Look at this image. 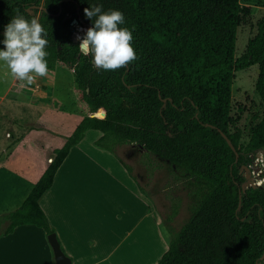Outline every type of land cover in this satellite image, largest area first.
I'll use <instances>...</instances> for the list:
<instances>
[{"label":"trees","instance_id":"16d2710c","mask_svg":"<svg viewBox=\"0 0 264 264\" xmlns=\"http://www.w3.org/2000/svg\"><path fill=\"white\" fill-rule=\"evenodd\" d=\"M95 3L121 10L122 26L132 30L136 58L124 67L97 68L78 47L71 25L91 27L84 8ZM17 13L35 16L46 29L49 71L70 66L87 114L55 149L22 205L1 217L7 222L1 235L26 225L55 233L40 201L70 150L93 130L101 133L94 146L119 161L114 148L141 145L204 186L156 264H257L264 252V187L242 192L239 171L250 154L264 150V114L240 144L230 111L234 72L254 65L264 103V13L239 57L237 30L250 15L240 0H0V33Z\"/></svg>","mask_w":264,"mask_h":264},{"label":"rangeland","instance_id":"374dc122","mask_svg":"<svg viewBox=\"0 0 264 264\" xmlns=\"http://www.w3.org/2000/svg\"><path fill=\"white\" fill-rule=\"evenodd\" d=\"M240 3L250 8V15L244 18L237 30L236 57L244 54L247 41L255 35L257 22L264 13V0H240ZM71 31L82 37L86 29L84 30L77 23H72ZM2 39L4 36L0 33V40ZM3 47L4 45L0 44V48ZM257 75L256 65L233 74L230 116L234 121V127L231 132L240 134V144L247 142L250 126L264 114V103L255 91ZM86 114V109L79 101L76 81L70 66L57 65L46 76L36 77L33 84L29 86L15 79L6 66L0 65V163L4 160L5 153L2 151L6 146L9 149L20 143V147L17 148L20 151L19 157L24 158L25 152L28 149L30 151L31 148L26 147V143L37 141L43 149V159L41 158L43 164L40 167L43 171L54 157L55 149L63 145ZM87 132L84 140L86 144L79 147L80 151L89 156L90 160L97 158L96 152L106 156L108 154L112 158L118 167V170L116 169L118 174L120 176L124 174L125 178L133 181L137 192L149 202L151 207L147 212L152 214V224L157 231V235L154 233V227L153 230L136 231L127 241V245L116 253H111L110 258L115 259L117 264H152L162 251L158 240L160 239L164 246L163 252L167 250L174 233L190 218L194 204L204 192V186L182 170L168 166L164 161L148 155L136 146L122 145L114 148L121 162L114 154L95 147L94 143L90 146L88 139L98 137L100 132L93 130ZM260 153L261 150L250 154L246 164L239 171L244 177L245 188L252 185L264 187V154ZM14 157L15 161L11 167L20 160L16 155ZM25 158L28 159L29 156ZM123 164L129 167L131 174ZM113 176L119 178L116 172ZM94 184L96 186L88 184L79 201L77 198V206L80 210H90L93 202L97 205L98 202L105 200L110 205L114 200L115 188L108 186L104 176ZM60 203L63 201L61 200ZM57 205V216L65 231L63 206L58 203ZM70 213L72 223L74 208ZM135 218L136 215L130 206L125 226L130 225ZM123 228L108 224L107 227L104 226V232L109 234L106 237L110 240L112 237H120V234L124 233ZM66 238L71 247L82 249L78 246L70 226L66 230ZM101 247L90 261H88V255L84 256V264L103 262L105 258L99 253L106 252L109 245L105 243ZM83 252H85L84 248ZM259 262L264 264V258Z\"/></svg>","mask_w":264,"mask_h":264},{"label":"crops","instance_id":"0c3cea01","mask_svg":"<svg viewBox=\"0 0 264 264\" xmlns=\"http://www.w3.org/2000/svg\"><path fill=\"white\" fill-rule=\"evenodd\" d=\"M87 133H85L84 139L70 150L69 155L57 171L50 190L41 199L40 207L50 226L54 228L57 240L65 255L70 258L71 264H84L86 255L90 261L105 243L109 245V249L104 253H99L103 254L105 258L99 264H117L115 259L111 260V253L114 254L127 245V241L136 231L153 230L152 214L147 212L151 206L147 199L137 192L133 181L125 178L124 174H122L123 177L118 174L116 171L118 167L108 154L106 156L96 152L97 158L90 160L89 156L80 151L79 147L86 144L84 140ZM100 137L101 133L98 134V137L88 139L90 146ZM33 143V141L26 143V147H31L30 151L28 149L25 152V155L29 156L28 159L25 158L26 156L19 157L20 151L17 148L20 147V143L9 149L6 146L2 151L5 153V157L0 163V219L22 205L50 163L43 171L40 170L41 164H43L41 160V158L43 159V149L37 144V141ZM14 155L20 160L14 164V167H11L15 161ZM115 172L119 178L113 176ZM103 176L108 182V186L115 188L114 200L110 205L105 200L101 203L98 202L97 205L93 202L90 210H80L77 206V198L79 201L84 188H87L88 184L96 186L94 182L97 183L98 179L101 180ZM34 178H36L35 181ZM61 200L63 203H60ZM57 203L63 206L65 231L57 216ZM130 206L136 218L130 225L125 226ZM71 207L74 208L72 223L70 212L73 208ZM60 208L62 207L60 206ZM108 224L115 225L116 228L124 227V233L120 234V237L107 239L106 236L109 234L104 232V226L107 227ZM69 226L78 241V246L82 249H74L68 244L66 230ZM6 227L7 222L2 221L0 231H4ZM154 233L157 235L155 227ZM158 244L162 251L152 264H156L166 251L163 252L164 246L160 239ZM83 248L85 252H83ZM0 264H55L53 250L47 240V235L43 230L32 225L16 227L11 234L6 236L0 233Z\"/></svg>","mask_w":264,"mask_h":264},{"label":"clouds","instance_id":"9594fccd","mask_svg":"<svg viewBox=\"0 0 264 264\" xmlns=\"http://www.w3.org/2000/svg\"><path fill=\"white\" fill-rule=\"evenodd\" d=\"M84 13L92 26L77 37L78 47L82 54L91 56L97 68L115 70L136 58L132 30L122 26L125 15L121 10H104L102 3H95L84 8ZM3 36L0 65L6 66L15 79L30 86L36 77L47 75V31L35 16L28 19L17 13L5 25Z\"/></svg>","mask_w":264,"mask_h":264},{"label":"water","instance_id":"95a60500","mask_svg":"<svg viewBox=\"0 0 264 264\" xmlns=\"http://www.w3.org/2000/svg\"><path fill=\"white\" fill-rule=\"evenodd\" d=\"M73 23H77L76 20L73 21ZM83 28L87 29L89 28L88 25H86L85 23H82ZM78 39V38H77ZM222 137L226 140L227 144L229 145V147L231 148V150L235 153L236 158L238 157V153L236 152V149L234 148V146L232 145L230 139L221 132ZM134 147V145H132ZM139 150L146 152V150L143 149V146L138 145ZM261 153L264 154V150H261ZM251 188H263L262 186H255L252 185ZM246 189L244 183L241 185V191L244 192ZM47 240L53 250V255H54V260H55V264H71V260L65 255V253L62 251L61 246L59 244V241L57 240L56 234L55 233H51L49 235H47ZM264 258V252L263 255L261 257V260ZM257 264H260V262H258Z\"/></svg>","mask_w":264,"mask_h":264},{"label":"bare ground","instance_id":"6f19581e","mask_svg":"<svg viewBox=\"0 0 264 264\" xmlns=\"http://www.w3.org/2000/svg\"><path fill=\"white\" fill-rule=\"evenodd\" d=\"M75 34V36H76V38L79 36L76 32L74 33ZM261 154V153H260ZM262 160V159H261ZM255 163H257V162H255ZM259 163V162H258ZM255 172V171H254Z\"/></svg>","mask_w":264,"mask_h":264}]
</instances>
